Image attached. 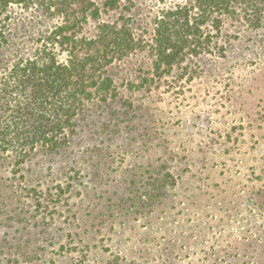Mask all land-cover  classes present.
<instances>
[{
  "label": "rangeland",
  "instance_id": "obj_1",
  "mask_svg": "<svg viewBox=\"0 0 264 264\" xmlns=\"http://www.w3.org/2000/svg\"><path fill=\"white\" fill-rule=\"evenodd\" d=\"M173 5L122 0L89 20L85 35L127 24L142 43L109 69L115 96L85 104L58 149L0 153V264H264V17H224L211 52L161 73L155 22ZM61 23L0 14V73Z\"/></svg>",
  "mask_w": 264,
  "mask_h": 264
},
{
  "label": "trees",
  "instance_id": "obj_2",
  "mask_svg": "<svg viewBox=\"0 0 264 264\" xmlns=\"http://www.w3.org/2000/svg\"><path fill=\"white\" fill-rule=\"evenodd\" d=\"M121 1L104 0L99 7L94 0H0V14L11 6L37 7L62 20L32 58L0 73V153L23 163L39 147L58 149L85 104L115 96L109 69L142 43L127 24L99 23L92 36L84 28ZM171 1L154 29L155 67L161 73L189 55L211 52L214 36L207 29L220 31L224 17H242L256 28L264 17V0Z\"/></svg>",
  "mask_w": 264,
  "mask_h": 264
}]
</instances>
